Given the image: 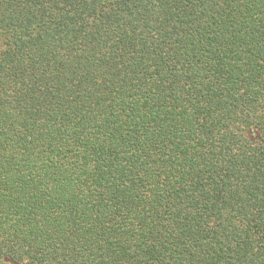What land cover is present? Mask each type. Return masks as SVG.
<instances>
[{"label":"trees","instance_id":"16d2710c","mask_svg":"<svg viewBox=\"0 0 264 264\" xmlns=\"http://www.w3.org/2000/svg\"><path fill=\"white\" fill-rule=\"evenodd\" d=\"M0 264H264V0H0Z\"/></svg>","mask_w":264,"mask_h":264}]
</instances>
